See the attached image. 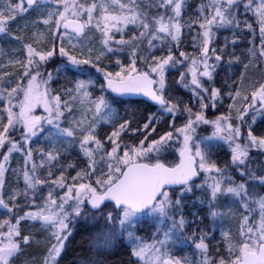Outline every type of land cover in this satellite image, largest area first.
Segmentation results:
<instances>
[{"label":"snow or ice","instance_id":"obj_1","mask_svg":"<svg viewBox=\"0 0 264 264\" xmlns=\"http://www.w3.org/2000/svg\"><path fill=\"white\" fill-rule=\"evenodd\" d=\"M3 58L0 264H264V0H0Z\"/></svg>","mask_w":264,"mask_h":264},{"label":"rangeland","instance_id":"obj_2","mask_svg":"<svg viewBox=\"0 0 264 264\" xmlns=\"http://www.w3.org/2000/svg\"><path fill=\"white\" fill-rule=\"evenodd\" d=\"M190 2L194 4L196 2V0H190ZM21 23H23V22L21 21ZM13 29H15V25H13ZM8 47H15V45L6 46V50H7ZM186 50L189 51V52L192 51V48H191L190 44L186 45ZM6 62H7V58L0 59V65H2L3 63H6ZM238 70H242V66ZM247 77L249 79H252V80L259 79L260 78V70L258 68H250L248 70ZM52 86L54 88L57 87L56 84H53ZM179 92H180L181 95L184 96L185 99H187V93L185 92L184 89H182V88L179 89ZM0 105H2V102H0ZM180 122H182V121H178L177 123H180ZM258 123H259V121H258ZM101 127L104 128L105 130H107V126L102 125ZM211 132H212V129L209 126H201L200 128L197 129V133L200 136H209V135H211ZM41 143H43V141H41ZM37 146H39V145H37V144L33 145V147H37ZM214 151H216V150L214 149ZM216 158L221 160V161H223L224 159H227V157L224 156L223 151L218 152ZM19 159H20V157L17 155L15 157V159H14L13 167H16V162L15 161H17ZM169 159H171V157ZM13 180H14V178H12V177L9 178V182H8L7 187H11L12 186ZM231 227L233 229H235V224H232ZM25 228H26V231H31L33 233H36V239L37 240L43 239V237L45 235V233L40 231L39 226H37L36 228H30L29 226L26 225ZM149 229H150V226L145 224V225L141 226L140 233L142 235L148 234L149 233ZM42 248H43V245H40L39 246V249H40L39 252L42 250Z\"/></svg>","mask_w":264,"mask_h":264},{"label":"trees","instance_id":"obj_3","mask_svg":"<svg viewBox=\"0 0 264 264\" xmlns=\"http://www.w3.org/2000/svg\"><path fill=\"white\" fill-rule=\"evenodd\" d=\"M83 237L81 235H75L74 240L72 241L71 250L68 253L67 259L71 260L73 258L74 252L79 251L82 246ZM35 250L37 253L39 252V248L34 246V249H30L29 251Z\"/></svg>","mask_w":264,"mask_h":264},{"label":"flooded vegetation","instance_id":"obj_4","mask_svg":"<svg viewBox=\"0 0 264 264\" xmlns=\"http://www.w3.org/2000/svg\"><path fill=\"white\" fill-rule=\"evenodd\" d=\"M221 75H223V73Z\"/></svg>","mask_w":264,"mask_h":264}]
</instances>
